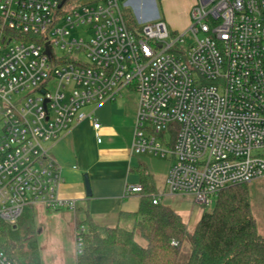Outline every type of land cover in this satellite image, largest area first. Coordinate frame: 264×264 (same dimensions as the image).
<instances>
[{
  "label": "built area",
  "instance_id": "obj_1",
  "mask_svg": "<svg viewBox=\"0 0 264 264\" xmlns=\"http://www.w3.org/2000/svg\"><path fill=\"white\" fill-rule=\"evenodd\" d=\"M64 1L0 0V221L76 210L50 149L85 120L101 142L90 109L127 91L139 96L131 150L171 160L170 193L210 207L264 179V0H197L180 36L162 19L133 32L119 0ZM0 264H12L1 248Z\"/></svg>",
  "mask_w": 264,
  "mask_h": 264
},
{
  "label": "trees",
  "instance_id": "obj_2",
  "mask_svg": "<svg viewBox=\"0 0 264 264\" xmlns=\"http://www.w3.org/2000/svg\"><path fill=\"white\" fill-rule=\"evenodd\" d=\"M78 2L72 0L71 5ZM124 15L128 28L139 32L132 11L125 8ZM141 183L140 209L132 215V229L99 226L89 216L77 220V235L83 241L77 264H264V237L252 214L249 184L222 191L214 209L204 212L190 234L174 210L153 203L154 187L145 172ZM33 208L25 210L16 227L0 221V248L12 264H42ZM136 235L148 242L146 248L136 242Z\"/></svg>",
  "mask_w": 264,
  "mask_h": 264
},
{
  "label": "crops",
  "instance_id": "obj_3",
  "mask_svg": "<svg viewBox=\"0 0 264 264\" xmlns=\"http://www.w3.org/2000/svg\"><path fill=\"white\" fill-rule=\"evenodd\" d=\"M142 3L144 8L151 6L156 9L154 0H143ZM126 5L134 8L135 14L132 13L138 25L161 19L160 14L152 17L139 14L138 2L135 0H129ZM193 5L191 3L189 7ZM170 22L177 31H184L188 26L173 19ZM138 105V94L127 91L114 102L94 106L90 110H94L101 123L98 132L101 142L97 140L93 123L85 120L73 126L50 149L51 157L61 167L63 183L59 188L60 198L77 202L75 211L62 209L65 212L58 216L61 220L67 218L69 221L67 223L75 247L78 230L76 222L87 216L99 226L133 228L135 219L132 215L139 211L142 195L127 194L126 190L131 185L142 186V172L149 176L154 196L160 199V204L174 210L188 230H194L204 215L205 210L193 195L172 194L168 191L169 158L132 152ZM86 175L91 184V197L86 191ZM72 253L74 264H77L76 248Z\"/></svg>",
  "mask_w": 264,
  "mask_h": 264
},
{
  "label": "rangeland",
  "instance_id": "obj_4",
  "mask_svg": "<svg viewBox=\"0 0 264 264\" xmlns=\"http://www.w3.org/2000/svg\"><path fill=\"white\" fill-rule=\"evenodd\" d=\"M129 0H119L120 5L128 7ZM138 2L137 12L148 17L160 14L161 19L165 17V23L168 30L178 36L185 33L192 24L191 11L197 0H154L155 7H143V0H135ZM194 5L190 8V4ZM134 14L133 7H128ZM189 9V10H188ZM188 13H187V12ZM171 19L180 24H188L184 31H177L171 25ZM164 21V20H163ZM87 27L81 26L74 33L80 35ZM186 41L191 42L190 35H187ZM134 92V91H133ZM135 93V92H134ZM251 195V209L253 217L257 224L258 233L264 237V179H260L249 184ZM203 207V206H202ZM34 210V225L37 232V241L40 248V256L42 264H74L73 251L75 250V242L72 243L71 233L67 218L61 220L58 216H62L65 211H47L42 206H36ZM207 212L214 209V205L203 207ZM78 229V228H77ZM195 230V229H194ZM194 230H188L190 234ZM135 240L143 247H147L148 242L136 235ZM189 248L188 246L186 247Z\"/></svg>",
  "mask_w": 264,
  "mask_h": 264
},
{
  "label": "water",
  "instance_id": "obj_5",
  "mask_svg": "<svg viewBox=\"0 0 264 264\" xmlns=\"http://www.w3.org/2000/svg\"><path fill=\"white\" fill-rule=\"evenodd\" d=\"M65 1H64V3H65ZM48 53H50V48L49 47H48ZM85 186H86L87 195L89 197H91V195H92V193H91V184H90L88 175L85 176Z\"/></svg>",
  "mask_w": 264,
  "mask_h": 264
}]
</instances>
